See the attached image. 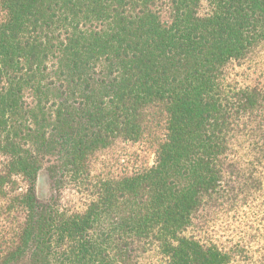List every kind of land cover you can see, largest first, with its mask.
I'll list each match as a JSON object with an SVG mask.
<instances>
[{"label":"trees","instance_id":"obj_1","mask_svg":"<svg viewBox=\"0 0 264 264\" xmlns=\"http://www.w3.org/2000/svg\"><path fill=\"white\" fill-rule=\"evenodd\" d=\"M0 9V206L11 224L0 264H264V224L220 239L209 221L264 196V88L236 70L264 48V0ZM160 120L153 165L95 170L98 152ZM64 188L85 207L61 205Z\"/></svg>","mask_w":264,"mask_h":264},{"label":"rangeland","instance_id":"obj_2","mask_svg":"<svg viewBox=\"0 0 264 264\" xmlns=\"http://www.w3.org/2000/svg\"><path fill=\"white\" fill-rule=\"evenodd\" d=\"M202 13L208 11L206 2H203ZM3 18V12L0 9V19ZM241 76L243 84L257 85L264 88V48L256 57V60L241 62L236 65ZM165 133L164 120L156 121L148 128L145 137L138 142H116L110 148L102 150L96 154L95 170L101 173H111L112 175H121L132 173L145 169L153 165L156 152L160 141ZM37 194L40 200L46 201L51 196L49 179L46 172H41L37 184ZM260 200L264 198L260 195ZM259 198L254 200L250 198L247 202H239L237 206L231 208L228 213L218 217L209 216L212 228L215 229L217 237L228 239L235 230L238 234L254 232V227L264 217V210L258 206ZM0 201L2 199L0 198ZM60 203L70 208L81 209L85 207V202L80 195L72 188H64L60 192ZM208 218V217H207ZM260 225V226H261ZM11 224L8 221L7 214L4 213L3 207L0 206V255L5 253L10 245L7 240L11 238ZM15 232V229L13 230ZM138 264H165L157 255H149L142 258Z\"/></svg>","mask_w":264,"mask_h":264}]
</instances>
